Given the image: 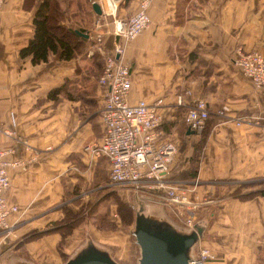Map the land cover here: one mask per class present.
<instances>
[{
    "label": "crops",
    "instance_id": "obj_1",
    "mask_svg": "<svg viewBox=\"0 0 264 264\" xmlns=\"http://www.w3.org/2000/svg\"><path fill=\"white\" fill-rule=\"evenodd\" d=\"M23 1L5 0L0 8V127L14 131L1 135V145H12L14 152L7 156L24 163L8 168L5 195L18 210L9 215L11 229L0 231V264L13 253L38 264H61L60 232L30 234L50 228L66 207L77 210L93 201L92 212L64 240V255L70 257L92 239L113 247L101 240V230L94 226L102 204L107 208L101 195L95 197L104 164L85 147L103 134L104 91L97 79L103 52L113 50L118 38L109 15L108 24L96 25L103 17L94 11L93 0H71L62 23L87 29L84 48L69 59L49 52L47 60L32 63L30 56L21 58L19 50L33 35L32 17L40 0L30 9ZM123 2L117 15L127 18L139 0ZM148 12L150 23L124 51L131 100L161 99L160 127L166 137L186 142V159L199 136L182 120L187 105L203 98L210 111L196 175L189 176L187 165H182L176 176L178 162L184 160L180 152L173 161V179L194 184L200 197L213 199L193 215L195 226L201 227L196 243L218 255L212 264H264V194L242 196L264 189V90L255 89L233 62L237 45L264 54V0H151ZM100 28L104 38L98 51L95 33ZM178 94L182 104L176 101ZM222 105L241 119L239 124L215 112ZM104 169L108 173V164ZM108 191H113L111 186ZM108 206L115 214V204ZM111 256L126 255L113 250Z\"/></svg>",
    "mask_w": 264,
    "mask_h": 264
},
{
    "label": "built area",
    "instance_id": "obj_2",
    "mask_svg": "<svg viewBox=\"0 0 264 264\" xmlns=\"http://www.w3.org/2000/svg\"><path fill=\"white\" fill-rule=\"evenodd\" d=\"M5 0H0V8ZM122 0H102L103 17L96 20V25L109 23L111 17L112 32L118 39L113 50L103 52V64L98 76V83L103 87L104 99L101 119L104 124L99 141L88 144L85 150L91 156L104 155L108 159L109 183L119 185L132 192L157 195L162 203L179 218L185 226L195 229L194 213L202 205L211 202V197H200L194 184H184L170 177L172 163L178 142L163 133L159 112L161 99L147 101L144 98L131 100V71L124 60L127 43L134 39L150 23L148 12L151 0H139L138 6L127 18L117 15ZM106 21V22H105ZM101 29V28H100ZM95 33V49L102 50L104 30ZM233 62L248 77L254 88L264 90V54L258 49L235 48ZM178 104L184 102L181 94L177 95ZM215 112L237 124L241 119L228 114L226 105ZM209 108L203 98H195L188 105L183 120L188 129L200 132L209 116ZM13 130L0 127V231H9L12 224L9 215L18 210L17 205H10L6 191L10 185L8 168L23 166L22 160L8 157L14 152L12 145L2 147L1 135H12ZM190 251L188 264H212L217 254L208 246L197 244Z\"/></svg>",
    "mask_w": 264,
    "mask_h": 264
},
{
    "label": "trees",
    "instance_id": "obj_3",
    "mask_svg": "<svg viewBox=\"0 0 264 264\" xmlns=\"http://www.w3.org/2000/svg\"><path fill=\"white\" fill-rule=\"evenodd\" d=\"M71 0H40L34 9V14L32 17L33 22V35L30 41L19 50V56L24 58L26 56H30L32 63H38L47 60L49 52H58L60 58L69 59L75 56L79 51L84 48L86 44V38L77 33L75 31L76 25H65L62 23L63 17L67 11L65 7L66 4H69ZM87 2H91V0H86ZM89 2V3H90ZM93 2V1H92ZM128 0H124V4L127 3ZM36 4V0H24L23 6L24 8H32ZM79 30L83 32H87V29L82 27H78ZM209 116L206 120V124L204 128L199 132V136L195 141L192 142L193 149L189 157L187 158L188 163V175L195 176L197 172V165L201 155L204 153V146L207 140L210 122L208 121ZM183 120V117H182ZM184 122V120H183ZM185 124V122H184ZM186 126V124H185ZM183 132V131H182ZM182 135L183 136V134ZM185 146V143H184ZM102 163L106 166L108 164V159L104 155L99 156ZM104 165H102V169L100 172V182L102 187L100 189L99 195H95V197L100 196L99 200L101 202L106 201V205H110L111 203L115 204L118 209L119 215L122 218V221H127L123 218L122 207H125L127 211H129V215L132 213V204L126 199L118 198L115 191L107 192V189L110 185H106L109 183L108 173L104 169ZM264 182V180H262ZM255 193H263L264 189H258L256 191H252L242 196H250ZM98 199V198H97ZM93 201H87L77 209L72 210L68 207L64 210V216L55 220L49 225L50 228H47L44 231H40L38 233L30 234V237H34L43 232H51L58 231L61 234V240L59 242V251L61 255H64L62 251V245L64 243L65 238L72 233V230L79 224L82 220L85 219L87 215L92 212L93 205L91 204ZM97 201L95 200V203ZM96 205V204H95ZM94 205V206H95ZM119 206V207H118ZM116 209V208H115ZM109 206L104 210L103 213L99 216L96 222V226L101 229L102 223L108 225L107 228H110L114 220L109 216ZM191 231V230H190ZM91 245V244H89ZM74 257V256H73ZM72 257L67 255L62 259V263H65ZM116 261V260H115ZM118 263H122L116 261ZM127 264V263H122Z\"/></svg>",
    "mask_w": 264,
    "mask_h": 264
},
{
    "label": "rangeland",
    "instance_id": "obj_4",
    "mask_svg": "<svg viewBox=\"0 0 264 264\" xmlns=\"http://www.w3.org/2000/svg\"><path fill=\"white\" fill-rule=\"evenodd\" d=\"M93 1H97L100 4L102 2V0H93ZM87 3L89 4V2ZM184 143L186 142L180 140L177 144V151L178 153L180 152L182 154V158H184L185 154L188 151V148L186 147V145L184 146ZM184 160L187 159L184 158ZM184 160L178 162L179 168L177 170L176 176H178L181 169L184 168L182 165H187L188 168V163ZM170 177L171 178L175 177L173 170V163H172V172ZM109 185L111 186L112 190L116 192L118 198L126 199L132 204L131 215H129V211H127L125 207H122L121 212L123 213V218L127 220L123 222L122 218L119 215L117 207L115 209V214L114 213L110 214V211H108L110 218L114 220L112 222L114 223V225H111L110 228H107L108 225L102 223L100 229L101 231L99 233L101 234L100 238L103 242L111 243V245L113 246L111 247L112 249L107 245L105 244L103 245V243L102 244L97 243L92 239V241L88 242L86 245H84V247L82 246L83 247L82 249H80L81 247L78 246L75 250H73L72 253L70 254V257L75 256L77 253H79L81 250H83L85 247H87L89 244L92 243L95 249H97L100 252L108 254L110 257H112L111 251L113 250H118L126 255L125 257H119V258L112 257L116 261L127 264H138V260L140 257V247L136 242L134 229H135V220L139 216L151 221L154 224L171 226L178 232H188V228H186L185 226H183L182 224L176 221V219L172 215V212L169 210V208L166 205L162 203V201L157 195L150 193H136L126 188H123L119 185H113V184H109ZM110 205L112 206L113 203H111ZM105 208L104 205L102 204L101 213H103ZM28 239L29 238H27L26 240ZM193 248H195V243L192 245L190 251H193ZM190 254L191 252H189V255ZM64 256L65 255H63V258ZM2 262L3 264H11V263L38 264L37 262L31 260L28 257H25L24 255L22 256L19 253L18 254L13 253L9 255L8 258L4 257Z\"/></svg>",
    "mask_w": 264,
    "mask_h": 264
},
{
    "label": "water",
    "instance_id": "obj_5",
    "mask_svg": "<svg viewBox=\"0 0 264 264\" xmlns=\"http://www.w3.org/2000/svg\"><path fill=\"white\" fill-rule=\"evenodd\" d=\"M92 7L98 14L102 12L99 2L93 1ZM75 31L88 36L77 28ZM201 227L195 226L188 232H178L171 226L154 224L142 217L135 220V238L140 247L138 264H188L189 252L196 242ZM63 264H122L116 262L108 254L88 245L74 257Z\"/></svg>",
    "mask_w": 264,
    "mask_h": 264
}]
</instances>
